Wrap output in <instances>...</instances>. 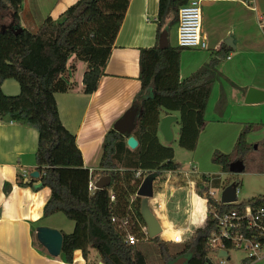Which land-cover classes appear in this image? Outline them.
<instances>
[{"label":"trees","instance_id":"16d2710c","mask_svg":"<svg viewBox=\"0 0 264 264\" xmlns=\"http://www.w3.org/2000/svg\"><path fill=\"white\" fill-rule=\"evenodd\" d=\"M189 1L159 0V36L164 30L170 35V31L177 29L179 10ZM22 3L23 0H0V122L18 123L38 131L39 188L51 190L44 217L63 214L74 223L72 233L63 236L61 255L71 263L75 251H82L87 258L89 251L95 250L104 264H148L138 244L126 243L129 235L141 239V230L146 226L140 211L142 199L137 196L142 178L137 173L157 171L161 175L180 168L174 149L162 145L159 139L164 113L179 114L178 145L189 152L195 150L206 123L204 114L216 69L231 50L222 43L202 68L181 81L184 48L169 43L165 50L157 46L141 49V88L136 96L141 106L132 133L139 145L135 150L129 149L126 138L110 129L103 139L100 168L91 171L84 165L76 136L62 123L56 95L74 87L65 78L69 69L75 71V67H69L72 56L87 65L82 81L84 93L92 95L98 90L130 0H79L56 20L47 17L36 31L21 27ZM7 80L19 84L18 95L3 92L2 85ZM261 129L262 125L245 126L234 150L230 154L215 151L211 162L221 166L225 173H229L234 161L241 159L245 164L255 148L248 143L247 136ZM98 176H109L110 186L91 194L89 183ZM220 181V176H201L196 192L207 201L205 224L184 240L180 252L170 254L168 242L160 237L148 240L156 243L166 264L182 256L188 258L186 264H209V238L217 232L211 208L241 212L245 207L242 203L220 205L211 197L210 186H217ZM19 184L33 182L21 178ZM110 194L115 195L114 201ZM247 204L254 210L264 206V195Z\"/></svg>","mask_w":264,"mask_h":264},{"label":"crops","instance_id":"0c3cea01","mask_svg":"<svg viewBox=\"0 0 264 264\" xmlns=\"http://www.w3.org/2000/svg\"><path fill=\"white\" fill-rule=\"evenodd\" d=\"M78 1L23 0L21 27L36 31L47 17L56 20ZM198 1L204 22L202 34L208 49L182 51L180 80L187 79L202 68L227 38H233L235 48L225 44L231 52L216 69L204 114L205 126L195 150L190 152L191 159L187 156L184 159L186 166L189 161L188 166L198 172L199 177L216 175L222 179L227 173L211 162L215 151L230 154L242 129L251 124L262 125V129L251 132L247 136L248 143L256 145L254 150H258V143L264 141V102L245 103L250 88L264 90V30L258 23V18L264 14V0ZM158 14L159 0H130L112 46L105 75L94 94L84 93L82 81L87 65L76 61L74 56L69 60V67L72 63L75 71L69 69L65 78L74 87L67 93L57 94L56 100L62 123L76 136L84 165L91 171L100 168L103 139L114 123L131 107L139 112L141 104L136 101V96L141 88L140 50L158 47ZM8 22L11 23V20ZM173 31L175 43H169L177 46L176 29ZM8 81L2 85L4 93L7 88L15 89V86L7 84ZM19 93L20 86L14 94ZM172 115L179 119L178 115ZM174 125L178 124H173L172 130ZM38 141L36 129L18 123L0 122V264H99L102 261L95 250H90L87 258L82 251H75L72 262L67 263L61 254L51 256L37 239L39 227L56 229L63 236L74 230V224L63 222L60 214L44 217V207L51 197V190L39 188L40 173L37 179L30 177L32 172L38 171ZM175 157L179 158L176 154ZM244 172L264 175V168L254 167L246 172L245 167ZM21 178L33 182V185H20ZM191 192L194 190L186 193L190 208H186L187 216L183 221H169L165 216L161 218L164 238L168 243H171L169 239L173 237L174 229H192L191 236L205 224L207 201ZM190 193L192 195L189 196ZM160 202L162 206L163 200ZM169 232L172 233L170 238L167 236ZM249 262L243 260L245 264Z\"/></svg>","mask_w":264,"mask_h":264},{"label":"rangeland","instance_id":"374dc122","mask_svg":"<svg viewBox=\"0 0 264 264\" xmlns=\"http://www.w3.org/2000/svg\"><path fill=\"white\" fill-rule=\"evenodd\" d=\"M203 26H204V22L202 19V28ZM176 32H177V29H176ZM169 42L172 44L175 43L174 31H170ZM72 66L73 65L71 63L70 67ZM7 84H11L12 86H15V89L7 88L5 94L6 95H18L14 93H17L19 89V84L14 80H9ZM13 91H16V92H13ZM174 114L179 116L177 112H175ZM173 130H174V140L172 142H166L162 138L160 133H159V139L162 145L171 146L174 149L175 154L179 156L180 158V159L179 158L176 159V161H182L183 163H182V166L178 170H176V172L170 173L169 171L167 173L166 172L161 173V175L156 179L154 183V197L149 200L150 208L155 213V215L158 217L160 222H161V218L164 216L169 221H176V222L183 221V219L186 218L187 216V213H185L186 208L189 207L188 202H187L186 193H188V190L189 191L192 190L189 181L195 182V189H194L195 195H198L196 192V186L200 184L201 182V179H200L201 176L199 177L194 174L189 175V172L192 170V168L188 166L189 161L186 166V163H185L186 160L184 159V157L187 156L189 157V160H190L191 154L189 151L184 150L178 145L179 131H180L179 125H174ZM263 143L264 141L261 143H258L259 149L252 150V152L247 157L245 161L246 172L252 171L254 167L255 169L260 168V167L264 168V145H262ZM120 171L124 172L123 169H121ZM231 183L239 184L238 189H237V197H238L237 203L246 204L249 202L250 199L264 194V175L262 174L248 175L247 173L245 174V172L241 174H232L229 172L222 177L220 183L217 186H210L209 190L211 192L212 191L216 192L217 193L216 197L218 199L222 191L226 188V186H228ZM194 192H191V193H194ZM191 193L189 194V196L192 195ZM161 199L163 200L162 206H160ZM60 216L61 217L59 218H61L63 222H66L67 224H70L73 226L74 223L71 220L66 218L63 214H60ZM186 228L174 229V231H178V234L185 233L182 236L183 242L186 238H189L190 234L192 233V229L191 230L189 229V231H185ZM167 236L170 238L172 236V233L171 232L167 233ZM163 238H164V234H163ZM163 238L162 236L160 237L161 240H164V242H166V240ZM168 244H169L170 254H175L177 252H180L183 249V245H184L183 243L174 244L172 242ZM137 248L139 251L145 254L148 264H166V261L163 260L162 257L160 256L158 246L156 245L154 241L150 240V241L140 242ZM228 253H229L230 259L226 261V264H245L243 263V260L245 259V253L241 252L238 249H230ZM209 261L211 264H219L220 258L217 256L216 253H211L209 255ZM249 263L264 264V259L261 261H251Z\"/></svg>","mask_w":264,"mask_h":264},{"label":"built area","instance_id":"2783aa9c","mask_svg":"<svg viewBox=\"0 0 264 264\" xmlns=\"http://www.w3.org/2000/svg\"><path fill=\"white\" fill-rule=\"evenodd\" d=\"M259 26L264 30V14L258 18ZM177 45L184 49L192 50H207L208 44L202 34V9L200 1L190 0L188 4L182 6L179 10V23L177 27ZM230 59V57L228 58ZM176 171H170V173ZM187 174V173H186ZM199 175L195 170H191L189 175ZM206 177L208 175H205ZM137 177H141L137 173ZM100 177L90 181L89 191L94 193L98 188L96 183ZM201 179V178H200ZM143 179L141 180L142 183ZM192 190L195 189V182H190ZM216 192H211V197L220 205H227L221 203V195L217 199ZM110 200H115V195L110 194ZM211 214L217 224V232H214L209 238V247L212 253H216L220 258L219 264H226L229 258L228 245L231 249H238L245 253V260L261 261L264 259V206L253 209L247 203L244 210L221 212L217 207L211 208ZM113 222L115 219L113 218ZM173 237L169 239L172 243L180 244L182 241V234L175 231ZM163 238V232L161 234ZM160 236V237H161ZM150 239L147 226L141 230V239L135 235H129L126 243L129 246L139 244L141 240L148 241ZM165 239V238H163ZM166 240V239H165ZM227 252V256H221L220 252ZM209 264L210 261H209Z\"/></svg>","mask_w":264,"mask_h":264},{"label":"water","instance_id":"95a60500","mask_svg":"<svg viewBox=\"0 0 264 264\" xmlns=\"http://www.w3.org/2000/svg\"><path fill=\"white\" fill-rule=\"evenodd\" d=\"M22 31V28L19 29ZM225 44L230 48H235L234 40L229 37L225 40ZM169 46V33L164 30L159 36L158 48L161 50L167 49ZM223 58V57H222ZM224 59V58H223ZM264 102V90L250 88L247 92L245 103L246 104H258ZM138 111L135 107L129 108L123 116L118 119L113 126V129L126 138L127 147L131 150L137 149L139 143L138 140L132 135L136 128ZM178 123V118L175 115L167 114L161 117L159 132L163 136L166 142H172L174 140V133L172 125ZM182 161H178V164L182 166ZM245 171V164L243 160H237L230 164L229 172L232 174H241ZM157 173H150L142 181L137 196L140 197L141 206L140 211L144 219V222L148 228L150 239L159 237L163 228L155 213L150 208V199L154 197V183L157 178ZM30 177L37 179L39 172L34 171L30 174ZM111 178L109 176L101 177L96 183L98 189H105L110 186ZM238 183H231L221 193V203L223 204H236L238 201L237 189ZM37 239L40 244L46 248L51 256L58 257L62 252L63 235L56 229L48 227H39L37 230ZM221 256H227V252L221 251ZM188 258L180 257L171 264H186ZM99 264H104L100 262Z\"/></svg>","mask_w":264,"mask_h":264},{"label":"flooded vegetation","instance_id":"af4514ba","mask_svg":"<svg viewBox=\"0 0 264 264\" xmlns=\"http://www.w3.org/2000/svg\"><path fill=\"white\" fill-rule=\"evenodd\" d=\"M164 115H167V114L164 113L162 116H164ZM164 172H165V171H164ZM167 172H169V171H166V173H167ZM150 173H157V174H158L157 178L160 176V175H159L160 173L157 172V171H153V172H150ZM150 173H144V174H141V176H142L141 178L144 180L145 177L148 176ZM162 173H163V172H162ZM157 178H156V179H157ZM155 181H156V180H155Z\"/></svg>","mask_w":264,"mask_h":264}]
</instances>
